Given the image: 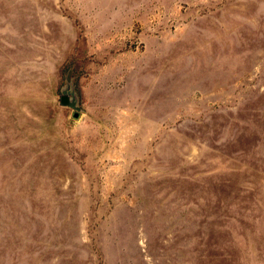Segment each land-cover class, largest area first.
Wrapping results in <instances>:
<instances>
[{"label":"rangeland","instance_id":"374dc122","mask_svg":"<svg viewBox=\"0 0 264 264\" xmlns=\"http://www.w3.org/2000/svg\"><path fill=\"white\" fill-rule=\"evenodd\" d=\"M0 264H264V0H0Z\"/></svg>","mask_w":264,"mask_h":264},{"label":"water","instance_id":"95a60500","mask_svg":"<svg viewBox=\"0 0 264 264\" xmlns=\"http://www.w3.org/2000/svg\"><path fill=\"white\" fill-rule=\"evenodd\" d=\"M60 105L73 109L75 111L73 114V118H78L80 108L77 105V100L70 98L67 94V91H62V95L60 96Z\"/></svg>","mask_w":264,"mask_h":264}]
</instances>
